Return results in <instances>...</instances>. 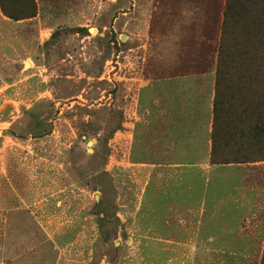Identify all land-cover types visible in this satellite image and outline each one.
Returning a JSON list of instances; mask_svg holds the SVG:
<instances>
[{"label": "rangeland", "instance_id": "obj_1", "mask_svg": "<svg viewBox=\"0 0 264 264\" xmlns=\"http://www.w3.org/2000/svg\"><path fill=\"white\" fill-rule=\"evenodd\" d=\"M33 1L0 21V264H260L264 135L245 119L256 104L264 127V52L226 75L246 135L209 158L205 203L132 145L152 81L197 75L215 99L228 0Z\"/></svg>", "mask_w": 264, "mask_h": 264}, {"label": "crops", "instance_id": "obj_2", "mask_svg": "<svg viewBox=\"0 0 264 264\" xmlns=\"http://www.w3.org/2000/svg\"><path fill=\"white\" fill-rule=\"evenodd\" d=\"M1 16L0 21H12L2 12ZM3 22L2 30L7 26ZM144 96L148 100L138 121L141 136L132 144L139 155L149 156L150 161L142 163L151 172L157 171L158 183L168 179L174 187H185L186 198L205 203L207 173L215 168L209 161L214 99L211 80L197 75L158 79L145 89ZM148 127L150 136L146 137Z\"/></svg>", "mask_w": 264, "mask_h": 264}, {"label": "trees", "instance_id": "obj_3", "mask_svg": "<svg viewBox=\"0 0 264 264\" xmlns=\"http://www.w3.org/2000/svg\"><path fill=\"white\" fill-rule=\"evenodd\" d=\"M262 3L264 4V0H228L226 4L224 27L218 54L216 95L213 103L214 116L210 161L215 156L222 139L229 143L236 136L238 139H243L246 135L242 130H236L238 125H231V120L232 122L237 120L236 122H239V124L244 122L240 115L228 110L231 105L226 103V94L222 90H224V81L227 80V73L238 69V59L243 61L264 52V8L256 9L257 5ZM0 10L5 17L18 21L32 17L35 5L33 0H0ZM243 65V62L240 63V67ZM245 70H248L246 66ZM239 84H241V81H239ZM224 101H226L225 104ZM256 109L255 104L251 108V114L247 115L245 122L249 124L251 117L254 116L255 123L253 126L248 127L250 132H248V135H251L257 142L264 135V127L257 125L261 117L258 114L254 115ZM232 113L234 116H231ZM228 143H226V147ZM260 264H264V253Z\"/></svg>", "mask_w": 264, "mask_h": 264}]
</instances>
